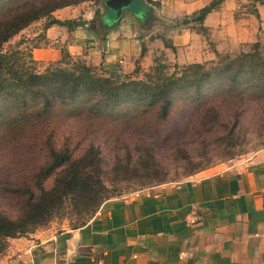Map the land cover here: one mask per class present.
I'll use <instances>...</instances> for the list:
<instances>
[{
    "label": "crops",
    "instance_id": "0c3cea01",
    "mask_svg": "<svg viewBox=\"0 0 264 264\" xmlns=\"http://www.w3.org/2000/svg\"><path fill=\"white\" fill-rule=\"evenodd\" d=\"M213 1L141 0L117 21L104 14L72 29L40 28L33 37L41 36L42 45L32 57L57 62L63 49L118 76L146 72L158 57L169 66L206 63L222 52L217 40L230 24L232 0L206 15L207 35L176 19ZM241 162L108 199L78 229L10 239L0 264H264V148Z\"/></svg>",
    "mask_w": 264,
    "mask_h": 264
},
{
    "label": "rangeland",
    "instance_id": "374dc122",
    "mask_svg": "<svg viewBox=\"0 0 264 264\" xmlns=\"http://www.w3.org/2000/svg\"><path fill=\"white\" fill-rule=\"evenodd\" d=\"M67 1L71 5L32 22L29 26L34 32L29 29L24 32L27 26L5 43L2 51L29 53L34 47L41 46V36L34 38L33 34L53 19L71 21L72 28L88 24L89 19L99 20L104 14L107 16L106 21L115 19L116 12L107 11L104 5L106 0H13L12 6L16 3H34L33 11L39 8L49 10ZM129 1L128 6L137 9L138 0ZM150 1L159 5V0ZM214 1L219 4L222 0ZM5 10L0 11V14ZM227 11L230 24L224 29L225 33L218 37L219 49L222 51L218 53L219 56L233 57L241 51H250L255 43L264 49V0H232ZM176 20L180 23L184 18ZM59 45L56 44V48ZM230 50L232 52H226ZM217 58L215 55L211 61ZM48 64L38 62L37 70L43 72ZM182 67L178 66V69ZM179 70L168 66L167 72ZM143 75L138 73L135 78H143ZM237 88L247 89V99L246 95L240 93L219 110L211 108L216 99L210 97L197 100L196 104L178 103L165 121L159 120L156 111L139 114L134 120L135 114L122 111L98 120L87 130L77 126L78 122L72 118H60L59 124L54 122L55 127L39 126L36 120L31 125L22 126L23 119L20 120V113L13 109L12 103L0 101V213L16 218L29 192H35L34 198L40 195L36 189L38 184L44 191L53 186L55 177L46 175V157L51 146L45 140L48 135L54 137L57 146L53 148L64 149L63 143H66L74 157L83 153L90 144L99 149L101 180L108 197L128 196L157 184L180 182L209 168L234 164V161L247 162L255 152L264 148V90ZM34 111L27 112L30 115ZM14 119L17 121L11 123ZM48 119L51 120L50 115ZM150 156L153 165L150 172L131 166L150 160ZM129 157L132 159L129 160ZM127 162L130 167L126 169ZM79 210L73 201L63 198L49 222L33 233L49 230V233L57 234L87 223L91 216L82 220L78 216Z\"/></svg>",
    "mask_w": 264,
    "mask_h": 264
},
{
    "label": "trees",
    "instance_id": "16d2710c",
    "mask_svg": "<svg viewBox=\"0 0 264 264\" xmlns=\"http://www.w3.org/2000/svg\"><path fill=\"white\" fill-rule=\"evenodd\" d=\"M138 2L141 4V0ZM3 3L0 11L7 10L0 14V101L12 103L13 109L20 113V120L23 119L20 124L22 126L31 125L36 120L39 126L55 127L60 118H72L78 122L77 126L87 130L98 120L122 111L135 114L132 120L139 114L156 111L159 120L165 121L178 103L196 104L197 100L213 97L216 101L211 108L219 110L234 96L240 93L246 95L247 89L238 90L237 86L264 90V49L257 43L250 51H241L233 57H221L216 53V61L191 63L180 70L177 65H173L175 70H179L173 73L167 72L169 65L158 57L148 71L142 72L144 75L140 79L135 78L140 73L138 68L131 75H107L86 64L83 59L72 58L63 49L60 61L49 63L43 72H39L38 62L32 58L31 51L3 52V45L32 22L71 3L67 1L49 10L39 8L37 11L32 10L35 8L34 3H16L12 6L13 0H0V4ZM217 5L213 1L192 14L191 18L182 20L181 24L193 23L195 30L207 35L202 23ZM114 17V21L120 18L116 14ZM52 25L72 29L73 23L53 19L45 28ZM25 109L35 111L29 115ZM49 115L54 121L47 120ZM16 121L14 119L11 123ZM45 140L51 145L46 157V175L55 177L53 186L44 191L38 184L36 189L40 195L34 198L35 192H29L16 218L0 213V255L6 252L10 239L25 237L48 223L63 198L67 197L76 208H80L78 216L82 220L91 216L90 221L106 200L115 197H108V191L101 180L98 148L90 144L83 153L74 157L66 143H63L64 149H55L53 147L57 145L54 137L48 135ZM151 160L152 156L148 161L136 162L131 166L133 169L150 172L153 169ZM128 167L130 163L127 162L125 168Z\"/></svg>",
    "mask_w": 264,
    "mask_h": 264
},
{
    "label": "water",
    "instance_id": "95a60500",
    "mask_svg": "<svg viewBox=\"0 0 264 264\" xmlns=\"http://www.w3.org/2000/svg\"><path fill=\"white\" fill-rule=\"evenodd\" d=\"M129 0H107L104 5L106 9L116 12V17H120L123 9L129 5Z\"/></svg>",
    "mask_w": 264,
    "mask_h": 264
}]
</instances>
